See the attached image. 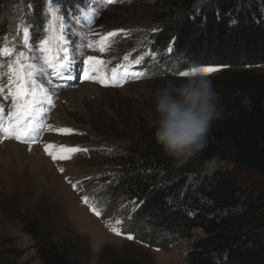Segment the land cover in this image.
Instances as JSON below:
<instances>
[{
	"label": "trees",
	"instance_id": "trees-1",
	"mask_svg": "<svg viewBox=\"0 0 264 264\" xmlns=\"http://www.w3.org/2000/svg\"><path fill=\"white\" fill-rule=\"evenodd\" d=\"M17 1L0 0L1 23L12 18L1 33L11 34L15 53L25 52L18 23L34 18V4L48 17V0H26L9 15ZM72 1L64 0L66 16ZM75 1L79 13L102 0ZM146 1L153 33L147 48L130 54L132 66L125 62L133 83L156 76L151 55L187 62L170 71L158 66L160 77L172 70L180 75L170 81L181 90H171L174 100L162 101L152 116L138 118L134 143L119 154L115 182L107 186L115 184V196L137 205L128 232L148 248L164 249L160 236L194 239L188 264H264V0L136 2ZM201 67L223 71L184 76ZM198 95L203 99L186 100ZM30 229L39 264H92L88 240L68 223L50 226L36 218ZM197 230L203 235L195 238ZM100 256L99 264H152L132 255ZM21 258L14 247L0 250V264H32Z\"/></svg>",
	"mask_w": 264,
	"mask_h": 264
},
{
	"label": "rangeland",
	"instance_id": "rangeland-1",
	"mask_svg": "<svg viewBox=\"0 0 264 264\" xmlns=\"http://www.w3.org/2000/svg\"><path fill=\"white\" fill-rule=\"evenodd\" d=\"M136 1L140 2L91 1L75 13L73 5L77 1L73 0L72 7L66 5L71 14L68 11L63 19L64 0L47 1L48 17L34 4V18L18 23L20 42L27 51L19 66L6 65L12 36L1 31H6L4 26L12 18L3 23L0 19V121L6 124V132L0 129V144L39 146L46 156V162L19 166V178L1 175L0 164L1 251L14 247L22 252V261L39 264L36 240L28 233L31 221L39 218L50 226L56 220L68 223L86 238L92 264H99L103 252L145 258L152 264H188L187 254L194 239L160 236L164 249L144 246L128 232L137 205L115 196V184L107 186L115 182L112 180L119 154L134 143L138 118L145 112L152 116L163 107L162 101L174 100L171 90H181V85L170 81L180 75L172 70L170 75L167 72L160 77L163 73L158 66L170 71L171 66L187 62L151 55L149 71L157 72L152 79L133 83L134 77L131 82L123 79L125 71L118 74L119 67L129 73L127 57L147 48V35L153 33L149 1ZM27 3L18 0L10 6L9 15L11 10L20 12ZM125 34V41L108 44L110 39ZM48 59L60 69V75ZM260 70L264 71V65ZM221 71L222 68L201 67L184 76L217 75ZM105 83L115 84L118 89H106ZM20 89L27 94L24 105ZM62 97L67 116L55 113ZM202 99L198 95L186 100ZM19 110L26 115L21 122L17 120ZM63 117L67 118L65 122ZM46 135L56 138V142L47 141ZM202 235V231L195 232V238Z\"/></svg>",
	"mask_w": 264,
	"mask_h": 264
},
{
	"label": "bare ground",
	"instance_id": "bare-ground-1",
	"mask_svg": "<svg viewBox=\"0 0 264 264\" xmlns=\"http://www.w3.org/2000/svg\"><path fill=\"white\" fill-rule=\"evenodd\" d=\"M44 93H45V90H44ZM68 94L69 93H67V95ZM78 95H79V93H78ZM70 96H72V95H70ZM73 96L75 97L76 95H73ZM68 97H69V95H68ZM69 98L72 99L71 97H69ZM62 100H64L63 97L61 98V100H59V102L57 104L58 109L56 110L55 113L56 114H63L65 116H67L66 113L64 112L66 109L62 105ZM66 119H67L66 117H63L62 118L63 122H65ZM54 139H56V138H53V136H47L46 140L49 142H56ZM41 161L46 162V156L43 154L42 148L39 146H23V145L14 143V142H7L5 144H0V164L1 163L3 164L2 165V172L1 171L0 172H1V175L3 174L7 179L11 178V177H17V178L20 177V175L17 176V173H16L17 170L19 169V166H22L26 163H29L30 165L35 166V165H33L34 162L40 163ZM45 166L48 169V165L45 164ZM24 174L25 173L22 172L21 176H23Z\"/></svg>",
	"mask_w": 264,
	"mask_h": 264
}]
</instances>
